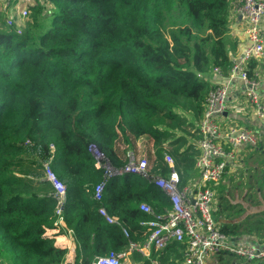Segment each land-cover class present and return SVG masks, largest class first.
<instances>
[{
	"label": "trees",
	"instance_id": "obj_1",
	"mask_svg": "<svg viewBox=\"0 0 264 264\" xmlns=\"http://www.w3.org/2000/svg\"><path fill=\"white\" fill-rule=\"evenodd\" d=\"M231 1L29 0L19 33L0 21V242L11 264H90L146 239L139 222L154 215L139 204L164 214L168 197L141 175L124 173L107 178L102 199H93L104 176L91 149L115 166L131 150L161 175L168 172L167 152L181 186L194 177L197 124L213 87L208 75L214 67L227 73L235 45L227 35ZM257 65L249 62L250 76ZM131 139L151 141L150 152L133 149ZM45 162L66 188L62 211L75 241L71 260L45 234L56 219ZM222 186L216 213L242 214L244 207L231 204ZM255 204L264 205V191ZM219 228L264 237V206ZM184 249L172 241L152 255L179 264ZM130 257L149 264L138 252Z\"/></svg>",
	"mask_w": 264,
	"mask_h": 264
},
{
	"label": "built area",
	"instance_id": "obj_2",
	"mask_svg": "<svg viewBox=\"0 0 264 264\" xmlns=\"http://www.w3.org/2000/svg\"><path fill=\"white\" fill-rule=\"evenodd\" d=\"M21 1L24 4L19 6L12 3V0H0V14L4 16L5 25H15L18 33L28 15V0ZM263 18L264 0L231 1V22L227 35H238L242 49L238 55L231 58L226 74L219 67H214L208 75L213 87L207 93L204 111L197 124L199 137L194 142L198 151L194 162L197 175L189 182L180 185V172L167 152L164 153V162L168 172L161 175L131 150H126L123 164L115 166L91 149L96 159L95 165L103 169L104 176V179L93 187V199H102L107 178L124 173L137 174L166 194L170 208L164 214H155L148 204L140 203V210L154 215L153 220L139 222L147 230L146 239L142 242L130 241L122 252L95 256L90 264H122V260L133 252H138L149 264H162L152 254L160 252L172 241L185 244L184 256L179 264H206L209 257L219 254L245 262L264 260L263 236L245 233L227 235L221 232L219 219L214 215L215 186L240 156L251 148H256L259 143L256 127L237 124L225 126L222 123L223 115L229 108L228 100L232 95L230 85L233 82H240L237 95L252 109L254 117L264 125V96L260 90V81L256 78V73L253 76L248 74L249 62L264 58ZM43 165L45 178L53 187V197L56 201L53 228H62L72 234V230L65 227L63 220L65 185L57 178L48 162ZM100 212L109 222L121 225L116 218L109 217L104 209L101 208ZM122 231L127 236L124 227ZM0 264H4L1 257Z\"/></svg>",
	"mask_w": 264,
	"mask_h": 264
},
{
	"label": "crops",
	"instance_id": "obj_3",
	"mask_svg": "<svg viewBox=\"0 0 264 264\" xmlns=\"http://www.w3.org/2000/svg\"><path fill=\"white\" fill-rule=\"evenodd\" d=\"M13 2L14 4H17L19 6L24 4V2H22L21 0H12V3ZM262 22H263V29H264V18ZM230 38L235 42V45L233 42H231V46L229 49V56L233 58L240 53L242 49V43L239 40L238 35L237 37L235 36V37H230ZM256 61H258V65L255 70L256 71L255 76L260 81V90L262 92V95L264 96V68L262 67V65L264 64V58L260 60H256ZM230 88H231L230 94L232 95L229 96V100H228L229 108H228V111L223 115L222 123L225 126L229 124H237V125H242V126L256 127L258 129L259 136L261 139L260 140L261 146L258 148L259 150L262 148V142H264V125L254 117L252 113V109L246 104V102H244L242 98H240L237 95V91L240 88V82L238 81L233 82L230 85ZM245 150H246L245 152H247V148ZM232 181H233V177H224L221 180L220 184L226 187L225 189L226 193H228L227 188L229 186V183ZM235 182L238 183V181H235ZM232 203H235V202H232L231 200V204ZM216 211H217V200H216V204L214 207V215L218 217L219 224L222 223L223 221L228 222V221H234L235 219L239 220V219L244 218L246 215L245 211H243L242 214L239 213L237 215H235L236 212H234L233 214L234 216L228 215V211H229L228 209L224 210L223 212L219 214H217ZM45 234L54 239L55 245L61 248H65L67 250V258L69 260H71L74 257L75 241L73 239V234H68L66 230L60 231V229H57V228H46ZM11 256L12 255L10 254L9 250L0 242V257L8 261L10 258H12ZM127 259L128 261H131L133 263H138V262L132 261L130 256ZM238 262H243V260H240L238 258L229 256L226 254H220V255L213 256V257H209L206 260V264H238ZM262 262L264 261H260L258 263H262ZM244 263H249V262L244 261Z\"/></svg>",
	"mask_w": 264,
	"mask_h": 264
},
{
	"label": "rangeland",
	"instance_id": "obj_4",
	"mask_svg": "<svg viewBox=\"0 0 264 264\" xmlns=\"http://www.w3.org/2000/svg\"><path fill=\"white\" fill-rule=\"evenodd\" d=\"M1 20L4 21V16H0ZM259 136V142H260ZM151 141L148 140H133L131 139L130 145H133V149L138 152L148 153L151 150ZM122 144V145H121ZM121 147H125V142H122L120 139ZM124 145V146H123ZM236 164V165H235ZM231 170L223 174L217 185L215 186L216 190V198L214 207L217 200V191L219 186H221L220 182L224 177H233V181L229 183L227 188L228 198L232 200V202L240 203L244 209L246 214H254L258 213L261 209H263L264 205H256V201H260L261 195L264 191V142H262V148L257 150L255 148H251L249 152L245 153L243 156H240L239 160L235 163ZM197 175L195 172L194 176ZM235 181H238L236 183ZM235 182V183H234ZM12 257V256H11ZM8 260V259H7ZM12 258L8 261L4 260V264H11ZM264 261V260H262ZM122 264H138L128 261V259L122 260ZM238 264H264L258 262H249L244 263L238 262Z\"/></svg>",
	"mask_w": 264,
	"mask_h": 264
},
{
	"label": "bare ground",
	"instance_id": "obj_5",
	"mask_svg": "<svg viewBox=\"0 0 264 264\" xmlns=\"http://www.w3.org/2000/svg\"><path fill=\"white\" fill-rule=\"evenodd\" d=\"M261 220V219H260Z\"/></svg>",
	"mask_w": 264,
	"mask_h": 264
}]
</instances>
